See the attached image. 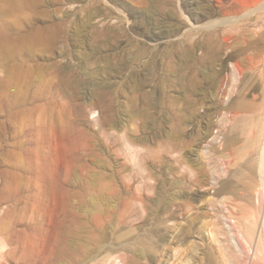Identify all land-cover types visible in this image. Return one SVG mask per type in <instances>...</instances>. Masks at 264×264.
<instances>
[{
  "label": "rangeland",
  "instance_id": "obj_1",
  "mask_svg": "<svg viewBox=\"0 0 264 264\" xmlns=\"http://www.w3.org/2000/svg\"><path fill=\"white\" fill-rule=\"evenodd\" d=\"M22 1L0 264H264V0Z\"/></svg>",
  "mask_w": 264,
  "mask_h": 264
},
{
  "label": "bare ground",
  "instance_id": "obj_2",
  "mask_svg": "<svg viewBox=\"0 0 264 264\" xmlns=\"http://www.w3.org/2000/svg\"><path fill=\"white\" fill-rule=\"evenodd\" d=\"M1 1L6 2V5L10 4L7 2L14 3V13L16 15L14 22L9 21L10 19H7L9 11L0 4V68L4 69L7 78V88L5 90H7L6 95L8 96L5 100L0 101V114L5 115L7 120L10 121L13 118L32 117V114L37 113L41 106L36 102L28 103L21 96V92L18 91L19 87L17 86V90L16 86H12L13 83L15 85L19 84V86L21 84L19 81L23 75L22 67H24V63L19 56L25 50L27 41H32L35 45L38 44L39 33L37 31L38 34L25 32L22 21L24 7L22 0H0V3ZM0 121V126L4 127L6 123ZM22 126L24 127V125ZM77 264L82 263L78 262Z\"/></svg>",
  "mask_w": 264,
  "mask_h": 264
}]
</instances>
